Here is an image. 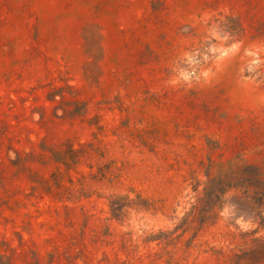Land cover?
Segmentation results:
<instances>
[{"label": "rangeland", "instance_id": "obj_1", "mask_svg": "<svg viewBox=\"0 0 264 264\" xmlns=\"http://www.w3.org/2000/svg\"><path fill=\"white\" fill-rule=\"evenodd\" d=\"M249 167L264 0H0V264H264Z\"/></svg>", "mask_w": 264, "mask_h": 264}, {"label": "trees", "instance_id": "obj_2", "mask_svg": "<svg viewBox=\"0 0 264 264\" xmlns=\"http://www.w3.org/2000/svg\"><path fill=\"white\" fill-rule=\"evenodd\" d=\"M70 153L75 154L74 150ZM218 191L213 196L215 199L224 197L232 190H240L241 194L233 196L231 207L238 215L245 220L253 222L257 225L256 232L264 229V178L258 169L249 167L247 169L246 178L241 185H230L220 176L218 178ZM239 262L249 260L264 261V244H259L256 248L237 255Z\"/></svg>", "mask_w": 264, "mask_h": 264}]
</instances>
